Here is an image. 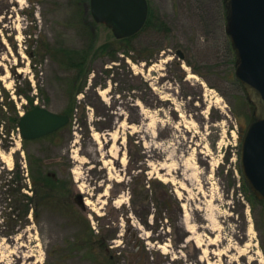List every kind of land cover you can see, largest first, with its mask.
I'll list each match as a JSON object with an SVG mask.
<instances>
[{
	"label": "rangeland",
	"instance_id": "374dc122",
	"mask_svg": "<svg viewBox=\"0 0 264 264\" xmlns=\"http://www.w3.org/2000/svg\"><path fill=\"white\" fill-rule=\"evenodd\" d=\"M148 2L150 26L122 43L90 0H0V108L7 95L32 108L18 90L70 117L26 143L0 125V264H264V202L241 170L253 107L224 0ZM65 52H87L84 84ZM30 160L61 185L40 194Z\"/></svg>",
	"mask_w": 264,
	"mask_h": 264
},
{
	"label": "water",
	"instance_id": "95a60500",
	"mask_svg": "<svg viewBox=\"0 0 264 264\" xmlns=\"http://www.w3.org/2000/svg\"><path fill=\"white\" fill-rule=\"evenodd\" d=\"M227 11L226 34L236 55V78L249 104L253 122L241 149V170L255 199L264 202V0H224ZM93 20L108 27L116 40L139 34L149 17L148 0H90ZM184 59L181 51L177 52ZM68 115L34 107L19 119L25 141H37L64 129ZM82 204V196L77 197Z\"/></svg>",
	"mask_w": 264,
	"mask_h": 264
},
{
	"label": "trees",
	"instance_id": "16d2710c",
	"mask_svg": "<svg viewBox=\"0 0 264 264\" xmlns=\"http://www.w3.org/2000/svg\"><path fill=\"white\" fill-rule=\"evenodd\" d=\"M160 26V25H159ZM162 26V25H161ZM130 39H126V40H122L120 42L122 43H127ZM118 42V40H117ZM107 47L103 46L100 50L101 54H103L106 51ZM84 54V55H83ZM29 56L32 58L33 55L31 53H29ZM88 55L87 52H82L81 54H75V55H71V53L65 52V59H66V66L65 69L68 71L69 74H73L72 77L68 78V81H70L72 84H77L78 78L79 80L82 81V83L84 84V82L87 80L88 77V73L89 70L86 68V63L88 61ZM77 73V77H74V75ZM82 84V86H83ZM81 86V87H82ZM80 87V88H81ZM80 88H78V90L76 92H73L72 94H76L77 92H79ZM16 94L18 96H22L25 97L26 99H28L29 103H30V107H34L33 104V99H31L30 96L26 95L25 93H22L21 91H16ZM24 110H27V108H23ZM71 110L73 111V109L71 108ZM20 114H21V110L18 109L17 104L15 103V101L12 99L11 95H7L4 98V101L2 103V106L0 108V125L1 123L4 121V125L2 124V128L4 126L5 131L7 134H10L11 132L17 131L18 129V124H19V119H20ZM69 112L65 113V115H68ZM73 114L72 112L70 113V115ZM57 134V133H56ZM54 134V135H56ZM52 135V136H54ZM50 136V137H52ZM24 143H26L27 141H23ZM42 163L36 161H28V172H29V177L32 178L33 181V185H35V187L40 189V194H45L47 193V190H49L50 192L55 188L58 187V185L60 186L61 183L60 181H54L53 178L51 177H46L45 175H43L42 172ZM37 168L36 173L37 174V178L34 177L33 173H34V168ZM243 179V191L245 194V197L248 199V201L250 203H260L262 204L263 202H259L258 200L255 199L254 195L251 193L248 185L246 184L244 178ZM44 199L46 198L43 195ZM256 201V202H255ZM264 204V203H263ZM28 213V209H26L25 215ZM102 243V242H101ZM86 246L95 250L96 247H98V244L100 246V242L99 240H89L88 242H85ZM102 249H104V244L102 243ZM106 247V246H105ZM106 250V249H104ZM110 260V259H109Z\"/></svg>",
	"mask_w": 264,
	"mask_h": 264
},
{
	"label": "flooded vegetation",
	"instance_id": "af4514ba",
	"mask_svg": "<svg viewBox=\"0 0 264 264\" xmlns=\"http://www.w3.org/2000/svg\"><path fill=\"white\" fill-rule=\"evenodd\" d=\"M148 4H149V2H148ZM152 9H151V7H150V4H149V17H148V20H147V22H146V25H145V27L143 28V30L144 29H146V28H148L149 26H150V23L152 22ZM156 18H158L160 21H161V27H163L164 26V28L166 29V20H165V18L163 17V15H160V16H158V17H156ZM142 30V31H143Z\"/></svg>",
	"mask_w": 264,
	"mask_h": 264
},
{
	"label": "bare ground",
	"instance_id": "6f19581e",
	"mask_svg": "<svg viewBox=\"0 0 264 264\" xmlns=\"http://www.w3.org/2000/svg\"><path fill=\"white\" fill-rule=\"evenodd\" d=\"M190 78H194V79H195V78H196V76H194V75H191V76H190ZM105 93H106V92H104V91H103V94H105ZM89 203H90V202H86V204H87V205H89Z\"/></svg>",
	"mask_w": 264,
	"mask_h": 264
}]
</instances>
